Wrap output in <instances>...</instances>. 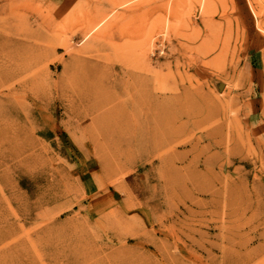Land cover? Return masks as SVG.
<instances>
[{"label": "rangeland", "instance_id": "rangeland-1", "mask_svg": "<svg viewBox=\"0 0 264 264\" xmlns=\"http://www.w3.org/2000/svg\"><path fill=\"white\" fill-rule=\"evenodd\" d=\"M0 264H264V0H0Z\"/></svg>", "mask_w": 264, "mask_h": 264}]
</instances>
